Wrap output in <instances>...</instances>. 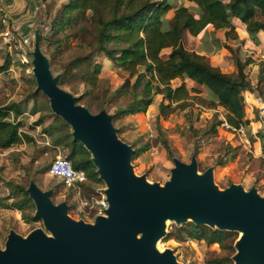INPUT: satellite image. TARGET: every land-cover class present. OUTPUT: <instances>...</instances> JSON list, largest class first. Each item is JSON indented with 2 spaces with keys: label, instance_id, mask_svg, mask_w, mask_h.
<instances>
[{
  "label": "rangeland",
  "instance_id": "obj_1",
  "mask_svg": "<svg viewBox=\"0 0 264 264\" xmlns=\"http://www.w3.org/2000/svg\"><path fill=\"white\" fill-rule=\"evenodd\" d=\"M68 1L45 0L43 8H45L46 17H41L37 24L39 49L47 60L52 77L59 75L64 63L69 58L66 54V46L73 47L77 52L90 50L88 45L64 36L70 32L68 28L58 31L57 25L52 26L55 16L59 15L61 7ZM168 2L173 7L185 4L193 14H199V6L194 1L168 0ZM172 12L173 9L168 11V18H171ZM231 21L236 27L237 38L226 37L224 29L214 30L209 25L196 36L185 31L182 44L188 51L203 55L208 63L227 74H236L237 61H240L250 83L248 88L242 91L245 101V117L250 119L248 128L250 131H255V134L249 132V138L256 136V140L251 141L250 138L251 146L245 147L238 137H233L225 131L221 124L213 132L212 124L215 121L226 119L227 112L203 90L190 91L186 98L174 102L163 99L161 94H154L152 102L145 112L112 119L117 137L131 147L133 146V151L137 149L136 155L131 156L130 160L133 172L137 176L143 175L148 182L158 183L162 186L171 178V171L175 166L174 160L189 163L192 157H195L197 173L201 174L205 167L211 166L213 182L219 188L222 189L220 181L225 177L231 183L241 185L245 191L255 188L260 196H264V152L262 146L264 135L263 129L259 128L257 122L259 117L254 109L253 99L258 96L264 97V35L261 34L258 41L253 40L247 34L245 25L240 20L232 18ZM7 27L10 28L8 22ZM10 32L13 34L12 38L4 36L0 31V66L8 61V68L0 71V105L22 103L23 106L25 102L23 112L16 117L11 113L10 119L22 123L20 130L31 139H24L7 150H0V197L8 194L9 190L5 183L10 179H15L25 185L28 184V175L26 174V167H28L30 176L37 181V186L43 191L51 192L50 198L53 203L58 204L64 201L68 207L70 206L68 214L72 218L92 222L98 202L102 197H105L106 184L102 179L99 182L87 180L86 183L74 189H68L60 179L47 174L50 162L55 157H65L68 149L53 146L49 136L43 132L48 125L56 123V115L50 108L48 97L45 95L32 96L37 86L33 74V65L36 61L34 54L36 36H31L33 33L31 31L27 43H24L23 38L25 37L14 36L12 30ZM215 39L218 40V47H216ZM79 44L82 46L79 47ZM169 51V48L164 49L162 55H167ZM99 57L102 62L99 74L101 81L96 89L95 103L100 101L97 98L99 95L101 96L103 93L110 95L126 79L130 84L134 79L121 67L106 60L104 56ZM181 82V79H175L172 81V85L176 86ZM185 83L189 88L193 85L188 80ZM79 89V91H83L82 87ZM129 99L130 93L117 96L111 102H107L102 110L112 116L115 107L127 104ZM162 100L163 111L159 110ZM180 102L186 106H180ZM33 105L39 109L38 112H32ZM22 106L20 104V107ZM92 111L94 112V109ZM40 114H44L46 117L41 124L36 125ZM155 116L158 117L159 124L169 139L170 152L165 150L152 134L149 121ZM254 122L255 124H253ZM239 143L241 144L240 148L236 147ZM227 150L230 151L229 154L225 153ZM231 154L234 156L228 158ZM218 158H227V160L223 165H214L213 162ZM42 169L43 172H40ZM36 219V221H26L20 211L0 205V248H4L10 231H15L25 237L34 229H45L42 219ZM165 222V234L158 239L155 244L156 249L159 252L171 249L178 263L210 264L214 255L223 256L226 254L216 243L207 244L203 240L189 238L183 241L165 239L169 230H173L183 223L172 219H167ZM237 232L239 237V231Z\"/></svg>",
  "mask_w": 264,
  "mask_h": 264
},
{
  "label": "trees",
  "instance_id": "obj_2",
  "mask_svg": "<svg viewBox=\"0 0 264 264\" xmlns=\"http://www.w3.org/2000/svg\"><path fill=\"white\" fill-rule=\"evenodd\" d=\"M187 1L198 4V15L193 14L185 4L173 7L168 0H69L61 7L59 15L55 16L52 26L57 25L58 31L68 28L70 32L64 36L88 45L90 50L77 52L73 47H65L69 58L57 76L58 85L69 91L76 97L77 104L84 106L92 114L101 111L107 102L117 96L130 93L127 104L115 107L112 119L145 112L154 94H161L163 99L174 102L186 98L190 91L203 90L226 110L229 124L243 122L249 125L250 119L245 117L242 91L250 83L240 61H237L236 74L224 73L208 63L203 55L188 51L182 44V37L185 31L196 36L210 25L214 30L224 29L226 37L237 38L236 27L231 21L235 18L245 25L247 34L258 41L261 34L264 35V0ZM171 9L172 16L168 18L167 14ZM5 30L0 13V31L4 33ZM215 43L218 47V40L215 39ZM167 48L170 51L163 56L162 51ZM99 56H104L106 60L121 67L134 79L131 84L126 79L110 95H99L97 98L100 101L95 103L96 89L101 81L99 74L102 62ZM7 64L8 61L1 65L0 71L6 70ZM175 79H181L182 82L173 86L172 81ZM186 80L192 82V87H187ZM80 87L83 91H79ZM37 95L44 94L36 89L32 96ZM182 102L179 103L180 106L185 107ZM20 104L22 106V103L0 105V150H7L24 139H31L20 130L22 123L10 119L11 113L16 117L23 112L25 102L22 107ZM163 107L162 100L159 110L163 111ZM38 111L33 105L32 112ZM45 117L46 115L40 114L35 124H41ZM55 120V124L48 125L43 131L49 136L52 145L68 149L65 157L75 169L83 170L89 181H101L91 152L73 138L70 126L61 117L56 115ZM149 123L152 134L170 152L169 139L161 128L158 117L150 119ZM221 123V120L215 121L211 126L212 131L215 132ZM250 138L251 141L256 140V136ZM240 146L239 143L236 147ZM262 146L264 152V143ZM136 152L137 149H134L132 157ZM229 152L227 150L225 153ZM233 156L231 154L228 158ZM226 160L227 158H218L213 164L223 165ZM26 174V185L15 179L5 183L9 191L7 195L0 197V205L20 211L26 221H36L33 216L36 206L27 189L31 182L36 186L38 184L30 176L28 167ZM220 184L224 189L233 183L224 177ZM68 209L70 210V206ZM164 238L177 241L189 238L203 240L207 244L216 243L226 254L214 255L210 264H234L232 257L236 253L237 231L221 230L206 224L198 225L189 220L169 230Z\"/></svg>",
  "mask_w": 264,
  "mask_h": 264
},
{
  "label": "water",
  "instance_id": "obj_3",
  "mask_svg": "<svg viewBox=\"0 0 264 264\" xmlns=\"http://www.w3.org/2000/svg\"><path fill=\"white\" fill-rule=\"evenodd\" d=\"M35 41L33 74L36 89L49 99L51 110L72 128L73 138L91 152L108 207L92 222L76 220L68 205L53 203L49 190L35 183L28 193L45 229L25 237L10 231L0 264H180L171 249L159 252L154 243L165 234V219L191 220L221 230L242 231L235 242L234 264H264V196L239 184L221 189L212 168L197 173V161L174 160L171 178L162 186L137 176L130 164L133 148L117 137L112 116L90 113L52 77Z\"/></svg>",
  "mask_w": 264,
  "mask_h": 264
},
{
  "label": "built area",
  "instance_id": "obj_4",
  "mask_svg": "<svg viewBox=\"0 0 264 264\" xmlns=\"http://www.w3.org/2000/svg\"><path fill=\"white\" fill-rule=\"evenodd\" d=\"M3 22L6 25V30L3 33L4 36L8 38H12L13 34L10 32L9 28L7 27V21L3 19ZM15 36V35H14ZM15 38V37H14ZM24 43H27L28 39L23 38ZM254 109L258 114L259 119L257 120L259 128L263 129L264 135V97L258 96L254 97ZM249 125H245L243 122L238 123L237 125H232L227 122L226 119H223L221 123V127L225 129L229 134L233 137H238V139L243 143L246 147L251 146L250 141V133L255 134V131H250L248 128ZM47 174L50 176H54L60 179L63 185L68 189H74L79 185L87 182V176L85 172L81 169H75L70 160L66 157H55L49 164L47 169ZM86 204V202H84ZM108 207V203L105 197L98 202V206L96 207L94 214L95 217L98 215H105V209ZM94 217V218H95Z\"/></svg>",
  "mask_w": 264,
  "mask_h": 264
},
{
  "label": "crops",
  "instance_id": "obj_5",
  "mask_svg": "<svg viewBox=\"0 0 264 264\" xmlns=\"http://www.w3.org/2000/svg\"><path fill=\"white\" fill-rule=\"evenodd\" d=\"M43 7L45 0H0V12L10 25L9 29L14 35L27 39L31 31V36L38 35V21L46 17Z\"/></svg>",
  "mask_w": 264,
  "mask_h": 264
},
{
  "label": "bare ground",
  "instance_id": "obj_6",
  "mask_svg": "<svg viewBox=\"0 0 264 264\" xmlns=\"http://www.w3.org/2000/svg\"><path fill=\"white\" fill-rule=\"evenodd\" d=\"M165 220H167V219H165ZM164 222H165V221H164ZM165 224H166V222H165ZM241 232H242V231L239 232L240 235L243 234V232H242V234H241ZM157 241H158V240H156L155 243H154V247H155V248H156V245H155V244H157Z\"/></svg>",
  "mask_w": 264,
  "mask_h": 264
}]
</instances>
